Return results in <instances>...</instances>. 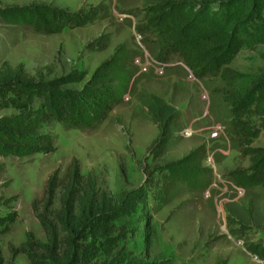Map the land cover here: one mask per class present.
I'll return each instance as SVG.
<instances>
[{
    "label": "rangeland",
    "instance_id": "obj_1",
    "mask_svg": "<svg viewBox=\"0 0 264 264\" xmlns=\"http://www.w3.org/2000/svg\"><path fill=\"white\" fill-rule=\"evenodd\" d=\"M218 1L0 0V72L23 66L30 82L50 87L72 74L77 81L57 90H79L102 62L112 56L120 60L114 82L118 101L95 128L42 124L39 134L52 141L48 154L20 156L0 138V264H30L20 251L30 236L48 243L37 218L51 214L43 201L45 184L55 171L64 176L73 161L88 183L93 179L94 192L105 195L113 207L110 214L91 220L87 230H99L96 235L75 234L72 244L79 264H264L246 251L247 245L264 243V190L246 192L228 176L247 169L251 161L229 135L227 108L210 96L217 83L196 80L177 56L161 54L166 36L146 34L150 7ZM32 5L69 11L98 7L102 14L84 28L51 35L7 21V10ZM229 67L242 73L264 67V43L243 47ZM5 89L0 106L8 100ZM150 94L179 112L165 153L152 148L159 130L143 103ZM38 96L29 104L34 113L46 105V98ZM14 114L12 107H0V126ZM202 144V167L212 176L205 189L197 190L175 180L165 168ZM250 147H264V132ZM59 198L58 191L56 210ZM52 212L57 218V211ZM60 240L67 250L69 239L62 235ZM31 254L35 264L47 262L48 254L39 245Z\"/></svg>",
    "mask_w": 264,
    "mask_h": 264
},
{
    "label": "trees",
    "instance_id": "obj_2",
    "mask_svg": "<svg viewBox=\"0 0 264 264\" xmlns=\"http://www.w3.org/2000/svg\"><path fill=\"white\" fill-rule=\"evenodd\" d=\"M9 23L25 24L38 34H56L64 29L84 28L98 20L102 12L98 7H81L69 11L48 6H26L6 11ZM150 15L146 32L151 37L166 36L164 51L175 55L182 65L198 80L212 79L217 85L210 90L211 98H217L227 108V126L236 148L250 158L247 169L229 172L230 180L246 192L259 187L264 190V147L252 148L251 142L264 132V67L255 73H242L229 64L243 47L264 43V0H220L192 6L165 2L147 9ZM0 15H4L0 11ZM119 58L112 56L102 62L79 90H57V87L75 82L72 74L52 82L54 87L29 80L23 66L6 67L0 72L2 89L8 94L7 103L0 107H12L16 114L1 120L3 145H13L20 156L52 151L48 135L39 134V128L47 122H55L74 130H90L103 122L117 103L114 86L119 70ZM37 89V90H36ZM5 94V95H6ZM46 98L43 112L34 113L29 104L34 95ZM144 106L150 121L159 130L153 146L165 153L175 132L179 112L162 97L146 95ZM206 156L205 145L193 149L177 163L165 170L175 180L197 190L205 189L211 180V172L202 167ZM94 181L88 183L73 161L60 177L58 171L45 184L43 201L50 216H37L46 232L47 244H41L33 236L20 250L33 262L31 250L39 245L48 254L44 264H79L73 238L77 233L96 235L99 230H87L91 220L104 217L113 210L105 195L94 192ZM58 191L59 208L56 210ZM57 211V218L52 216ZM57 219V220H56ZM50 221L51 223H48ZM55 225L51 228V225ZM66 235V248L60 238ZM246 251L264 261V243L247 245Z\"/></svg>",
    "mask_w": 264,
    "mask_h": 264
},
{
    "label": "built area",
    "instance_id": "obj_3",
    "mask_svg": "<svg viewBox=\"0 0 264 264\" xmlns=\"http://www.w3.org/2000/svg\"><path fill=\"white\" fill-rule=\"evenodd\" d=\"M188 133H191V131L189 130ZM210 163H211V167H214V162H213V160H211ZM236 187H237V186H236ZM239 188H240V187H239ZM254 258L256 259L257 257L254 256Z\"/></svg>",
    "mask_w": 264,
    "mask_h": 264
}]
</instances>
